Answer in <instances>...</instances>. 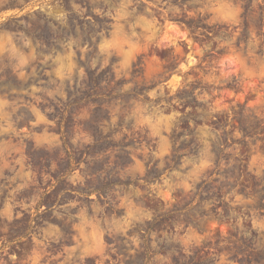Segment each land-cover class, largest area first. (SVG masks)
<instances>
[{
    "label": "rangeland",
    "instance_id": "obj_1",
    "mask_svg": "<svg viewBox=\"0 0 264 264\" xmlns=\"http://www.w3.org/2000/svg\"><path fill=\"white\" fill-rule=\"evenodd\" d=\"M2 232L25 264H264V0H0Z\"/></svg>",
    "mask_w": 264,
    "mask_h": 264
},
{
    "label": "flooded vegetation",
    "instance_id": "obj_2",
    "mask_svg": "<svg viewBox=\"0 0 264 264\" xmlns=\"http://www.w3.org/2000/svg\"><path fill=\"white\" fill-rule=\"evenodd\" d=\"M13 248L17 250L22 249L20 245H15ZM13 248H11L8 245L6 234L2 232L0 234V264H25L27 263L25 260L23 261L18 260L15 253L12 254V251H14ZM12 258H15V259H12Z\"/></svg>",
    "mask_w": 264,
    "mask_h": 264
}]
</instances>
